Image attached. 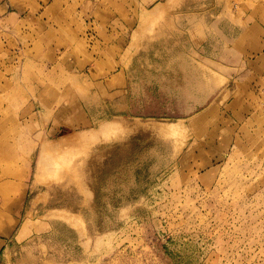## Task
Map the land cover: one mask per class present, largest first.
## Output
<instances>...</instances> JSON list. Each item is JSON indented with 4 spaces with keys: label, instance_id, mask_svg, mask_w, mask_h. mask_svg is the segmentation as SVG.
<instances>
[{
    "label": "rangeland",
    "instance_id": "1",
    "mask_svg": "<svg viewBox=\"0 0 264 264\" xmlns=\"http://www.w3.org/2000/svg\"><path fill=\"white\" fill-rule=\"evenodd\" d=\"M259 7L244 54L235 36L224 42L209 29L210 61L185 57V29L176 46L172 28L158 40L148 20L93 35L86 27V38L126 30L137 48L133 61L102 62L113 75L95 77L99 89L92 76L22 65L13 38L2 43L0 232L12 219L13 239L0 264H264V0ZM120 65L128 75H114ZM192 65L195 75L178 70Z\"/></svg>",
    "mask_w": 264,
    "mask_h": 264
},
{
    "label": "crops",
    "instance_id": "2",
    "mask_svg": "<svg viewBox=\"0 0 264 264\" xmlns=\"http://www.w3.org/2000/svg\"><path fill=\"white\" fill-rule=\"evenodd\" d=\"M259 4L260 0H0V33L3 39H0V50L8 43L6 41L13 38L9 44L15 46L14 49L18 48L16 53L18 58H22V65L28 62L30 67L46 66L55 77L77 76L85 80L84 76H92V89H99L101 82L95 77L113 75L102 62L133 61L137 57V48L133 45L131 33L126 30L119 35L118 31L116 35L108 30V35L102 39L95 36L86 38V27L93 35L94 28L132 29L145 25L148 20L147 23H156L158 40L164 37L166 28L173 29L174 39L175 36L180 37L182 29H185L187 40L184 43L190 46L185 57L210 61L211 56L206 53V48H212L209 29L216 27L224 42H229L228 33L235 36L230 40H237L244 54L246 37L259 32ZM230 10L248 15L257 12V15L252 18L239 15L235 19L231 17ZM214 12L216 19H212ZM224 27L226 32L222 30ZM151 44L147 40L142 41L141 54ZM173 44L182 43L176 39ZM197 48H201L199 58L196 56ZM194 68L192 65L178 70L183 75L192 76L195 75ZM126 69V65H120L114 75L126 76L129 74ZM174 75H177V70H174ZM54 215L58 216L57 213ZM12 224L10 219L5 223L4 232H0V252L7 249L8 241L13 239ZM18 236L15 234V238Z\"/></svg>",
    "mask_w": 264,
    "mask_h": 264
},
{
    "label": "bare ground",
    "instance_id": "3",
    "mask_svg": "<svg viewBox=\"0 0 264 264\" xmlns=\"http://www.w3.org/2000/svg\"><path fill=\"white\" fill-rule=\"evenodd\" d=\"M108 121H109V120H108ZM106 123H107V122H106ZM101 124H102V123H101ZM110 125H111V127H110ZM110 125H109V126H105V125H103V126L101 127V129L99 130V135H100V134L103 135V134L106 133V132L109 133L111 130H113L112 128H114V130L117 131V129H118V127H117V129H116V125H117V123H116V124L114 123L115 127H114V126L112 127L113 123H112V124L110 123ZM99 127H100V126H99ZM109 127H110L111 130H109ZM92 130H93V129H92ZM87 131H88V130H87ZM94 131H95V130H94ZM77 133H78V132H77ZM82 133H85V132L83 131ZM88 133H89V134H88ZM108 133H106L107 135H106V134H105V135L109 138ZM115 133H116V132H113V134H115ZM80 134H81V133H80ZM85 134H86V136H85V135H82L81 137L78 136V137L80 138L79 140H81V139H82V140H84V139L88 140V138H89L88 136L90 135V132H87V133H85ZM76 135H78V134H76ZM93 135L96 136V133H92V134H91V137H92ZM99 135L97 134V136H96L97 139H98V136H99ZM109 135H111V134H109ZM91 137H90V138H91ZM96 137H95L94 140H95V141H98L99 139L96 140ZM103 137H105V136L103 135ZM105 139H106V138H105ZM76 140H77V139H76ZM82 140H81V141H82ZM91 140H93V139H91ZM91 140H90V141H91ZM86 142H87V141H86ZM88 142H89V141H88ZM92 142H93V141H92ZM84 143H85V142H84ZM57 215H58L60 218L66 220V221H72V220H74L75 222H78V221L80 222V220H79L78 218H77L78 221H76V217H75V215H74V216H71V215H69L68 213L66 214L65 212H59V213H57ZM72 222H73V221H72ZM72 222H71V223H72Z\"/></svg>",
    "mask_w": 264,
    "mask_h": 264
}]
</instances>
